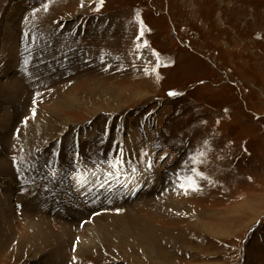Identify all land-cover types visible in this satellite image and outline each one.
Returning a JSON list of instances; mask_svg holds the SVG:
<instances>
[{
	"label": "rangeland",
	"instance_id": "rangeland-1",
	"mask_svg": "<svg viewBox=\"0 0 264 264\" xmlns=\"http://www.w3.org/2000/svg\"><path fill=\"white\" fill-rule=\"evenodd\" d=\"M102 13L153 56L96 57ZM0 243V264H264V0H0Z\"/></svg>",
	"mask_w": 264,
	"mask_h": 264
},
{
	"label": "crops",
	"instance_id": "crops-1",
	"mask_svg": "<svg viewBox=\"0 0 264 264\" xmlns=\"http://www.w3.org/2000/svg\"><path fill=\"white\" fill-rule=\"evenodd\" d=\"M77 9H79V8H77ZM131 10H132V8H131ZM132 11H134V10H132ZM155 12L157 14V11H155ZM138 14L140 15V13H138ZM113 17H116V16L112 15V14L111 15L109 14L106 17L105 14L102 13L99 16V19L103 20L104 23L101 21L100 24H96V23L93 22V19H92L90 21L92 23V25H88L87 26L86 35H85V38H84V39H86V40H84L86 42V44L89 45L90 43L93 44L94 42H96V44L94 45V46H96L97 43H99L100 40H101L100 46L96 47V51H97L96 57L106 58V59L107 58L108 59L116 58V57L117 58H121V59H127V58H132V57L136 58L138 60H141L143 58L150 59V57L153 56L152 55L153 47L149 44L150 43L149 40L143 35L144 33L141 35V30L139 29V27L136 28L138 23L135 22V20L132 18V16H129V15H117V18L118 17H123L124 21L114 20ZM126 17L129 18V19H127ZM140 17L141 16H138V18H137V21H139V22H141V18ZM125 19H127V20L125 21ZM112 26H113V28H112ZM116 26H117V28H116ZM114 29H116V30L120 29V30L116 31ZM131 32L134 33V36L129 38V33H131ZM97 38H100V40H97ZM132 40H133V44H132ZM154 51H155V48H154ZM132 53H134V54H132ZM110 54H112L113 56L110 55ZM149 64L153 65L152 63H149Z\"/></svg>",
	"mask_w": 264,
	"mask_h": 264
},
{
	"label": "bare ground",
	"instance_id": "bare-ground-1",
	"mask_svg": "<svg viewBox=\"0 0 264 264\" xmlns=\"http://www.w3.org/2000/svg\"><path fill=\"white\" fill-rule=\"evenodd\" d=\"M44 1H45V0H44ZM60 1H61V0H60ZM193 1H194V0H193ZM203 1H204V0H203ZM205 1H206V0H205ZM38 2H39V1H38ZM40 2H41V4H42V1H40ZM40 2H39V3H40ZM35 3H36V2H35ZM56 3H58V2H56ZM191 3H192V2H191ZM41 4H40V5H41ZM46 4H47V1H46ZM49 4H50V3H49ZM65 4H66V3H65ZM197 4H198V3H197ZM42 5H45V3L42 4ZM62 5H64V3H62ZM198 5H199V4H198ZM66 7H68V6H66ZM60 8H61V7H60ZM62 8H64V7H62ZM202 8H203V7H202ZM64 9H65V8H64ZM66 9H67V8H66ZM195 9H198V8H195ZM200 9H201V8H200ZM192 11H193V10H192ZM198 11H199V10H198ZM200 13H201V11H200ZM200 13H199V17H200V15H201ZM193 14H194V12H193ZM193 14H192V15H193ZM193 16H197V15H193ZM197 17H198V16H197ZM126 18H127V17H126ZM127 19H129V18H127ZM127 19H125V21H126ZM126 23H127V22H126ZM130 23H131V22H130ZM115 24H116V23H115ZM172 24H173V23H172ZM106 27H107V26H106ZM107 28H108V27H107ZM112 28H113V26H112ZM116 28H117V26H116ZM173 29H174V28H173ZM106 30H107V29H106ZM110 30H111V29H110ZM114 30H116V29H114ZM117 30H120V29H117ZM117 30H116V31H117ZM116 31H115V32H116ZM54 32H55V31H54ZM106 32H107V31H106ZM108 32H109V31H108ZM20 33H22V32H20ZM51 33H52V32H51ZM56 33H57V32H56ZM56 33H55V34H56ZM112 33H113V32H112ZM117 33H118V32H117ZM122 33H123V32H122ZM19 35H20V34H19ZM116 35H117V34H116ZM54 36H55V35H54ZM50 37H51V36H50ZM50 37H49V38H50ZM55 37H56V36H55ZM38 38H39V37H38ZM51 38H52V37H51ZM56 38H57V37H56ZM95 38H96V37H95ZM100 38H101V37H100ZM108 38H109V37H108ZM98 39H99V38H98ZM57 40H58V39H57ZM39 41H40V40H39ZM42 41H45V40H41V42H42ZM47 41H48V40H47ZM48 42H50V41H48ZM48 42H46V43L48 44ZM100 42H101V40H100ZM105 42H106V41H105ZM105 42H104V43H105ZM42 43H43V42H42ZM46 43H45V44H46ZM94 43H95V42H94ZM114 43H115V42H114ZM50 44H52V43H50ZM48 45H49V44H48ZM48 45H46L47 48L50 47V46H48ZM116 45H117V44H116ZM37 46H38V45H37ZM118 46H119V45H118ZM118 46H117V47H118ZM43 47H44V46H43ZM56 47H57V45H56ZM102 47H103V46H102ZM105 47H106V46H105ZM140 47H141V46H140ZM144 47H145V46H144ZM40 48H42V46H41ZM54 49H55V48H54ZM144 49H145V48H144ZM39 50L41 51V50H43V49H39ZM46 50H47V49H46ZM52 50H53V49H52ZM57 50H58V49H56L55 51H57ZM112 50H113V49H112ZM118 50H119V49H118ZM60 51H61V50H60ZM60 51H59V52H60ZM131 51H132V50H131ZM137 51H138V50H137ZM135 52H136V51H135ZM138 52H139V51H138ZM39 53H40V52H39ZM63 53H64V52H63ZM52 54H53V53H52ZM55 54H56V53H55ZM104 54H105V53H104ZM114 54H115V53H114ZM132 54H134V53H132ZM38 55H39V54H38ZM58 55H59V54H58ZM110 55H112V54H110ZM135 55H136V54H135ZM106 56H107V55H106ZM112 56H113V55H112ZM115 56H116V55H115ZM125 56H126V55H125ZM127 56H128V55H127ZM53 57H54V54H53ZM59 57H60V56H59ZM59 57H58V58H59ZM63 57H64V56H63ZM101 57H102V56H101ZM104 57H105V56H104ZM118 57H119V56H118ZM54 58H55V57H54ZM126 58H127V57H126ZM132 58H133V57H132ZM132 58H131V59H132ZM38 59H40V58H38ZM113 59H115V58H113ZM129 59H130V58H129ZM49 60H51V59H49ZM53 60H54V59H53ZM79 60H80V59H79ZM47 61H48V60H47ZM63 61H64V60H63ZM106 61H107V59H106ZM59 62H60V61H59ZM73 62H74V61H73ZM110 62H113V61L110 60ZM51 63H52V62H51ZM108 63H109V62H108ZM80 65H81V64H80ZM57 66H60V65H57ZM79 67H80V66H79ZM61 68H62V67H61ZM61 68H60V69H61ZM39 69H40V68H39ZM47 69H48V68H47ZM62 69H64V68H62ZM80 69H82V68H80ZM56 70H57V69H56ZM49 72H51V71H49ZM49 72H48V73H49ZM46 73H47V72H46ZM43 74H44V73H43ZM65 74H66V73H65ZM70 74H71V73H70ZM57 75H59V74H57ZM55 76H56V75H55ZM69 76H70V75H69ZM69 76H68V77H69ZM71 76H72V75H71ZM58 77H59V76H58ZM68 77H66V78H68ZM43 79H44V78H43ZM46 79H47V78H46ZM71 79H72V78H71ZM49 81H50V79H49ZM56 81H57V80H56ZM53 82H55V81H53ZM47 83H48V82H47ZM72 93H73V92H72ZM66 94H67V93H66ZM69 100H70V99H69ZM68 104H69V103H68ZM35 126H36V125H35ZM36 129H37V128H36ZM201 169L204 170V168H201ZM200 171H202V170H200ZM204 172H205V171H204ZM121 185H122V184H121ZM112 186H113V187H116V186H114V185H112ZM113 187H112V188H113ZM117 188H118V187H117ZM112 190H113V189H112ZM39 195H40V194H39ZM37 196H38V195H37ZM36 198H37V197H36ZM36 198H34V199L37 201ZM34 199L32 198V201H33ZM32 201H31V202H32ZM36 201H35V202H36ZM38 201H39V199H38ZM33 202H34V201H33ZM30 204H31V203H30ZM32 204H33V203H32ZM38 204H39V203H38ZM39 207H40V205H39ZM167 210H168V209H167ZM171 211H172V210H171ZM178 214H182V213H178ZM191 215H192V214H191ZM182 216H183V214H182ZM22 217H23V215H22ZM184 217H185V216H184ZM192 217H193V216H192ZM23 218H25V217H23ZM185 218H186V217H185ZM29 219H31V217H29ZM179 219H180V218H179ZM187 219H188V218H187ZM184 220H185V219H184ZM29 222H31V220H29ZM33 222H34V221H33ZM207 222H209V221H207ZM25 223H27L26 220H25ZM215 223H216V222H215ZM28 224H29V223H28ZM32 224H33V223H32ZM38 224H40V223H38ZM40 225H41V224H40ZM210 225H211V223H209V226H210ZM7 226H8V225H6V227H7ZM17 226H18V225H17ZM26 226H27V224H26ZM37 227H38V226H37ZM41 227H43V229H41V230H44V231H45L46 229H48V227L45 229L43 225H42ZM41 227L39 226V229H40ZM205 228H206V227H205ZM211 228H212V227H211ZM216 228H217V227H216ZM218 228H219V227H218ZM26 229H28V227H27ZM207 229H209V228H207ZM223 229L227 230L226 228H223ZM25 231H26V230H25ZM50 231H51V230H50ZM207 231H208V230H207ZM214 231H215V230H214ZM216 231H217V230H216ZM4 232H5V231H4ZM37 232H38V231H37ZM39 232H40V231H39ZM224 232H225V231H224ZM16 233H17V232H16ZM40 233H41V232H40ZM47 233H48V232H47ZM47 233H46V234H47ZM213 233H214V232H213ZM215 233H216V232H215ZM5 234H6V233H5ZM42 234H43V233H42ZM145 234H146V233H145ZM155 234H156V233H155ZM159 234H161V233L159 232ZM211 234H212V233H211ZM26 235H27V234H26ZM32 235H33V234H32ZM47 235H49V234H47ZM50 235H51V233H50ZM50 235H49V236H50ZM5 236H7V235H5ZM17 236H18V235H17ZM19 236H20V235H19ZM42 236H43V235H42ZM49 236H48V238H52V237H49ZM157 236H158V235H157ZM11 237H13V236H11ZM23 237H25V236H23ZM30 237H31V236H30ZM1 238H2V237H1ZM13 238H15V237H13ZM16 238H17V237H16ZM18 238H21V237H18ZM44 238H45V237H44ZM3 239H6V238L4 237ZM8 239H10V238H8ZM21 239H22V238H21ZM32 239H34V238L32 237ZM35 239H36V238H35ZM16 240H17V239H16ZM16 240H15V242H16ZM19 240H20V239H19ZM19 240H18V241H19ZM25 240H26V239H25ZM25 240H24V241H25ZM157 240H161V239H157ZM10 241H11V240H10ZM18 241H17V242H18ZM22 241H23V240H22ZM29 241H31V239H29ZM37 241H38V240H37ZM41 241H42V240H41ZM15 242H14V243H15ZM25 242H26V241H25ZM31 242H32V241H31ZM33 242H34V241H33ZM42 242H43V241H42ZM44 242H45V241H44ZM50 242H51V240H50ZM156 242H157V241H156ZM158 242H159V241H158ZM19 243H21V242H19ZM22 243H23V242H22ZM53 243H54V242H53ZM81 243H85V242H81ZM81 243H80V244H81ZM160 243H161V242H160ZM0 244H2V243H0ZM26 244H28V243H26ZM33 244H34V243H33ZM33 244H32V245H33ZM47 244H48V242H47ZM149 244H151V243H149ZM161 244H163V243H161ZM169 244H170V243H169ZM7 245H8V243H7ZM23 245H24V244H23ZM35 245H36V244H35ZM90 245H91V244H90ZM2 246H3V245H2ZM14 246H15V245H14ZM44 246H45V245H44ZM47 246H48V245H47ZM49 246H50V244H49ZM53 246H54V245H53ZM80 246H82V245H80ZM80 246H79V248H81ZM86 246H87V245H86ZM160 246H162V245H160ZM164 246H165V245H164ZM164 246H163V247H164ZM4 247H5V246H4ZM7 247H8V246H7ZM40 247H41V246H40ZM45 247H46V246H45ZM87 247H88V246H87ZM90 247H91V246H90ZM163 247L160 248L161 250L159 249L160 252L162 251V248H163ZM23 248H24V247H23ZM30 248H31V247H29V250H30ZM49 248L51 249V246H50ZM134 248H135V247H134ZM158 248H159V247H158ZM4 249H5V248H4ZM13 249H14V248H13ZM15 249H16V248H15ZM25 249H26V248H25ZM38 249H39V248H38ZM40 249H43V248H40ZM40 249H39V250H40ZM82 249H83V247H82ZM164 249H165V248H164ZM169 249H171V248H169ZM53 250H54V249H53ZM86 250H88V248H87ZM30 251H31V250H30ZM54 251L56 252V250H54ZM137 251H138V250H137ZM163 251H164V250H163ZM168 251H169V250H168ZM32 252H33V251H32ZM50 252H51V251H50ZM52 253H54V252H52ZM144 253H145V252H144ZM144 253H142V254H144ZM150 253H151V251H150ZM56 255H57V253H56ZM52 256H53V255H52ZM55 257H56V256H55ZM57 257H58V256H57ZM48 258H49V257H48ZM58 258H59V257H58ZM52 259H53V258H52ZM60 259H61V258H59V260H60ZM165 259H166V258H165ZM53 260H55V258H54ZM66 260H67V259H66ZM167 260H168V259H167ZM163 261H164V260H163ZM48 262L50 263L51 261H48ZM48 262H45V263H48ZM66 262H67V261H66ZM70 262H72V261H70ZM158 262H159V261H158ZM40 263H41V262H40ZM54 263H55V262H54ZM54 263H53V264H54ZM67 263L69 264V262H67ZM72 263H74V262H72ZM159 263H161V262H159ZM163 263L166 264L167 262L165 261V262H162V264H163ZM42 264H43V263H42ZM50 264H51V263H50ZM57 264H58V263H57ZM87 264H88V263H87Z\"/></svg>",
	"mask_w": 264,
	"mask_h": 264
},
{
	"label": "snow or ice",
	"instance_id": "snow-or-ice-1",
	"mask_svg": "<svg viewBox=\"0 0 264 264\" xmlns=\"http://www.w3.org/2000/svg\"><path fill=\"white\" fill-rule=\"evenodd\" d=\"M104 3V0H99V5L102 6ZM46 7V6H45ZM97 10H99V7L97 8ZM139 14H137V18H138ZM143 34V29H141V35ZM139 38V37H138ZM169 95H177V93L175 92H169ZM207 143V141H205V144ZM204 153L203 152H195L193 154H190L188 161H185V163H192V164H197L200 163V159L199 157L203 156ZM190 172L192 173V175H184L182 176L179 172L176 174L177 176V180L179 181L178 183V187L185 189V192H187V190L190 188L193 191L198 190V184L196 183V176H202V173L199 172V170L196 167H192L190 169Z\"/></svg>",
	"mask_w": 264,
	"mask_h": 264
}]
</instances>
